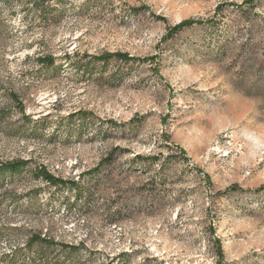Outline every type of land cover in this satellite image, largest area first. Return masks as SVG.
<instances>
[{"label": "rangeland", "instance_id": "rangeland-1", "mask_svg": "<svg viewBox=\"0 0 264 264\" xmlns=\"http://www.w3.org/2000/svg\"><path fill=\"white\" fill-rule=\"evenodd\" d=\"M32 1L0 8V264H264V0Z\"/></svg>", "mask_w": 264, "mask_h": 264}, {"label": "trees", "instance_id": "trees-1", "mask_svg": "<svg viewBox=\"0 0 264 264\" xmlns=\"http://www.w3.org/2000/svg\"><path fill=\"white\" fill-rule=\"evenodd\" d=\"M11 0H0V8L2 5L5 4H9ZM57 2V3H62V0H33L32 4L36 9H40V11L43 12H48L52 15V19H54L56 17V12L58 11V6L56 4H54L53 2ZM157 18H162L163 20H165L164 17H159L157 16ZM194 23L193 20H185L182 21L178 24H176L173 29L174 32H180L185 28H188L190 26H192V24ZM96 60L98 61H102V62H108L109 60H111L112 58H117L120 60H125V61H129L131 59H133L132 57H130L129 55L125 54V53H104L101 55H97L94 57ZM38 61L40 62V64L42 66H46L48 68H52L54 66H56V58L53 55H45V56H41L38 57ZM11 98L14 101H18V97L15 93L11 94ZM21 104L20 111L22 112L23 116H26L25 114V107L23 106V104L21 102H19ZM85 114L82 115V118H86L88 116L87 111H83ZM112 123V121H111ZM116 124L113 122L112 126H115ZM112 153L109 154V156H107V158H111ZM27 164V161L25 160H11V161H6V162H0V175H4V174H17L20 173L23 168H25ZM143 165V164H142ZM36 176L39 178H42L45 182H47L48 184H50L52 187L55 188H59V189H67L70 191H75V199H80L84 196L85 194V188L82 187L77 181L71 179V180H66L63 179L61 177H56L53 174H51L49 171L46 170V168L40 167L38 170H36ZM235 189V187H233ZM70 200V197H69ZM32 240V239H31ZM34 242L36 241H42L41 237H37L36 240H32ZM71 249V247H70ZM17 255H19L21 257V259H25V258H29L28 256L25 255H21L19 252L16 253ZM15 254H13L12 256H14ZM5 257H8V255H6ZM11 258V257H10ZM7 261H5L4 263L6 264Z\"/></svg>", "mask_w": 264, "mask_h": 264}]
</instances>
